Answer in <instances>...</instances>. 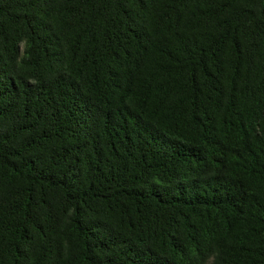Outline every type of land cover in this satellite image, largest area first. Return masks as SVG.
Segmentation results:
<instances>
[{
  "label": "trees",
  "instance_id": "trees-1",
  "mask_svg": "<svg viewBox=\"0 0 264 264\" xmlns=\"http://www.w3.org/2000/svg\"><path fill=\"white\" fill-rule=\"evenodd\" d=\"M0 264H264V0H0Z\"/></svg>",
  "mask_w": 264,
  "mask_h": 264
}]
</instances>
